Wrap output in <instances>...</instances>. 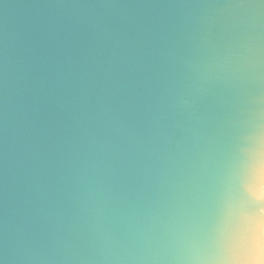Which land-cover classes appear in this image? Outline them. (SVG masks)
Returning a JSON list of instances; mask_svg holds the SVG:
<instances>
[{"label":"water","instance_id":"1","mask_svg":"<svg viewBox=\"0 0 264 264\" xmlns=\"http://www.w3.org/2000/svg\"><path fill=\"white\" fill-rule=\"evenodd\" d=\"M262 135L264 0H0V264H220Z\"/></svg>","mask_w":264,"mask_h":264},{"label":"clouds","instance_id":"2","mask_svg":"<svg viewBox=\"0 0 264 264\" xmlns=\"http://www.w3.org/2000/svg\"><path fill=\"white\" fill-rule=\"evenodd\" d=\"M253 140L254 138H249ZM246 149L241 189L247 204L231 208L219 232L225 259L220 264H264V135Z\"/></svg>","mask_w":264,"mask_h":264}]
</instances>
